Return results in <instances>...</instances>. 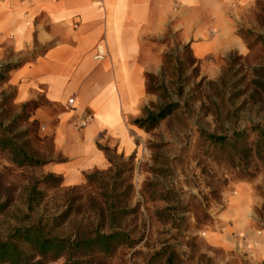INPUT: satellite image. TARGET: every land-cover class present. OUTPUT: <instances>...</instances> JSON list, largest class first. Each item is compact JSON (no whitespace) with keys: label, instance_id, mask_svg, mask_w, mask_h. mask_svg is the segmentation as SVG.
Listing matches in <instances>:
<instances>
[{"label":"rangeland","instance_id":"obj_1","mask_svg":"<svg viewBox=\"0 0 264 264\" xmlns=\"http://www.w3.org/2000/svg\"><path fill=\"white\" fill-rule=\"evenodd\" d=\"M237 33L247 53L231 55L214 78L203 73L188 46L167 35L163 68L146 75L143 104L127 121L133 152L100 143L105 168L64 175L52 172L70 162L57 151V139L83 129L80 123L93 115H78V107L68 106L73 96L50 102L48 80L34 86L38 73L27 76L37 96L20 101L17 74L37 65L51 51V41L17 48L7 39V0H0V242L15 241V234L32 226L73 241L93 236L99 220L118 218L138 244L119 249L112 259L92 257L90 264H148L166 244L185 264H264V139L251 132L264 126V0L239 17ZM163 80L165 90H159ZM167 102L178 107L156 128L134 125L145 108ZM244 131L247 142L236 137L233 153L203 138ZM14 146L44 164L18 165L9 151ZM21 249L29 264L69 259Z\"/></svg>","mask_w":264,"mask_h":264},{"label":"crops","instance_id":"obj_2","mask_svg":"<svg viewBox=\"0 0 264 264\" xmlns=\"http://www.w3.org/2000/svg\"><path fill=\"white\" fill-rule=\"evenodd\" d=\"M255 1L7 0V39L19 49L33 40L51 41V51L37 65L17 74L20 101L37 96L27 76L38 73L34 86L47 79L50 102L73 96L78 115H93L83 129L57 139V151L70 162L52 172L105 168L100 143L132 153L127 121L143 104L146 75L163 68L167 35L189 47L205 75L217 77L231 55L247 53L237 21ZM99 46L107 52L102 61L95 59Z\"/></svg>","mask_w":264,"mask_h":264},{"label":"trees","instance_id":"obj_3","mask_svg":"<svg viewBox=\"0 0 264 264\" xmlns=\"http://www.w3.org/2000/svg\"><path fill=\"white\" fill-rule=\"evenodd\" d=\"M149 78L152 79L153 76L149 75ZM158 88L159 90H165V80H163V85ZM177 107V103L167 102L161 107L145 108L144 117L134 121V125L140 129L151 131L172 115ZM251 132L256 133L259 140L264 139V126L255 125L251 127ZM246 134L245 131L232 136H215L203 133V138L210 146L222 150L228 147L229 152L233 153L236 152L238 145V139L235 138H239L241 142H247ZM11 148L9 151L13 156L12 160L18 165L36 166L44 164V162L29 156L18 147ZM104 213L102 211L101 219H103L102 215ZM19 232L14 235L15 241L10 239L6 242H0V264H6L7 262L11 264H29L25 252L21 249L23 245L36 250L40 257L50 256V258L56 259L67 254L69 255L67 264H90L87 260L92 257L112 259L119 249L124 247L133 249L139 241H135L131 237V232L123 227L121 220L118 221V218H112L109 224H103L102 220H99L93 229V236L79 237L73 241L45 236L34 226L22 229ZM148 264H185V262L173 246L166 244L151 256Z\"/></svg>","mask_w":264,"mask_h":264},{"label":"built area","instance_id":"obj_4","mask_svg":"<svg viewBox=\"0 0 264 264\" xmlns=\"http://www.w3.org/2000/svg\"><path fill=\"white\" fill-rule=\"evenodd\" d=\"M106 55H107V52H106L105 47L99 46V47L97 48V55H96L95 59H96L97 61H102V60L105 59ZM68 105L71 106V107L74 106V99H73V98L68 100ZM90 119H91V117H87L85 120H83V121L80 123V127H85V126L87 125V122H88Z\"/></svg>","mask_w":264,"mask_h":264}]
</instances>
